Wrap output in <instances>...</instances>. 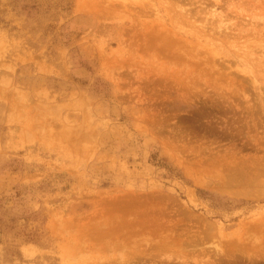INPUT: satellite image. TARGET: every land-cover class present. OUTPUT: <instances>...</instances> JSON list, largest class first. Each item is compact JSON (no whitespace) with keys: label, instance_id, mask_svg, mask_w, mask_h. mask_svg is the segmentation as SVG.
<instances>
[{"label":"rangeland","instance_id":"obj_1","mask_svg":"<svg viewBox=\"0 0 264 264\" xmlns=\"http://www.w3.org/2000/svg\"><path fill=\"white\" fill-rule=\"evenodd\" d=\"M0 264H264V0H0Z\"/></svg>","mask_w":264,"mask_h":264},{"label":"bare ground","instance_id":"obj_2","mask_svg":"<svg viewBox=\"0 0 264 264\" xmlns=\"http://www.w3.org/2000/svg\"><path fill=\"white\" fill-rule=\"evenodd\" d=\"M187 11V10H186ZM186 16V15H185ZM249 21V20H248ZM252 25V24H251ZM224 29V28H223ZM254 33H255V31H254ZM253 36V35H252ZM172 41V40H171ZM246 41V40H245ZM174 42V41H173ZM167 44V43H166ZM173 44V43H172ZM175 44V43H174ZM166 46H168V45H166ZM171 46V45H170ZM170 46H169V48H170ZM162 47H164V46H162ZM172 47V46H171ZM174 47V46H173ZM197 48V47H196ZM168 50H170V49H168ZM175 50V49H174ZM168 52V51H167ZM170 53H172V52H170ZM166 55H167V53H166ZM173 55V54H172ZM177 55V54H176ZM177 57V56H176ZM257 58V57H256ZM254 59V58H253ZM250 60H252V59H250ZM255 63V62H254ZM120 244V243H119Z\"/></svg>","mask_w":264,"mask_h":264}]
</instances>
